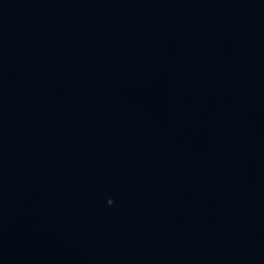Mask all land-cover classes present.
<instances>
[{"label": "water", "instance_id": "95a60500", "mask_svg": "<svg viewBox=\"0 0 264 264\" xmlns=\"http://www.w3.org/2000/svg\"><path fill=\"white\" fill-rule=\"evenodd\" d=\"M0 264H264V0H0Z\"/></svg>", "mask_w": 264, "mask_h": 264}]
</instances>
